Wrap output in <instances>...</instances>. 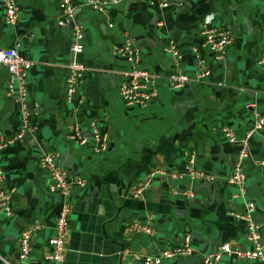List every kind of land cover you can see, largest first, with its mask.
Returning a JSON list of instances; mask_svg holds the SVG:
<instances>
[{"label": "crops", "instance_id": "crops-1", "mask_svg": "<svg viewBox=\"0 0 264 264\" xmlns=\"http://www.w3.org/2000/svg\"><path fill=\"white\" fill-rule=\"evenodd\" d=\"M19 20L9 24L0 6V47L18 45L32 60L26 89L32 111V130L1 153L4 185L13 190L12 214L0 215V264H140L135 255L156 254L191 236L192 252L160 264H199L223 241L239 249L250 244L245 225L230 212H242L248 200L256 204L254 219L264 247V128L249 139L250 158L243 161L246 196L227 182L239 145L222 133L230 127L244 137L256 114L264 116V0H172L157 8L141 0H120L97 11L73 0V16L66 26L57 23L61 0H15ZM206 20L228 29L231 43L224 59L201 49V26ZM82 26L83 50H71L70 31ZM132 38L140 66L155 76L157 96L147 105L128 108L119 83L130 62L115 50ZM174 41L181 53L179 66L164 51ZM195 46L205 55L209 75L200 82L174 90L167 77L175 71L192 74L197 64ZM75 61L85 75L72 103L66 101L64 78ZM11 83L0 65V137L19 129L20 109L9 97ZM181 91V92H180ZM79 123L84 145L69 139ZM106 135L107 150L97 151L92 125ZM44 152L72 181L69 193V235L61 262L47 258V239L53 233L62 197L49 191L48 171L39 164ZM193 166L212 181L176 178ZM160 170L164 173H151ZM84 179L85 184L76 183ZM139 196L135 187L144 184ZM137 221L149 223L153 235L127 232ZM42 227L31 241L30 256L21 260L17 240L32 224ZM220 264H263L223 257Z\"/></svg>", "mask_w": 264, "mask_h": 264}, {"label": "built area", "instance_id": "built-area-1", "mask_svg": "<svg viewBox=\"0 0 264 264\" xmlns=\"http://www.w3.org/2000/svg\"><path fill=\"white\" fill-rule=\"evenodd\" d=\"M82 3L89 5L92 9L97 11L104 10L108 5L118 3L120 0H79ZM154 5L157 8H167L172 0H141ZM0 6L3 9L4 19L9 24H15L19 20V10L15 0H0ZM73 0H61L59 5V14L57 23L64 27L69 19L73 16ZM201 49L206 53H210L215 59H224L226 48L231 43V33L228 29L214 26L210 24V20H206L202 24L201 30ZM84 38V31L82 26L75 25L70 31L71 50L74 54L80 53L83 50L82 41ZM18 45L10 48L0 47V65L5 67L9 73L11 83L8 86L7 97L16 103L20 109L22 121L20 129L9 138L0 137V215L7 217L12 214V195L13 190L8 189L4 185V172L1 161L2 150L18 140L26 137L31 132L32 128V111L29 108V95L26 89V71L33 65L32 60L23 57L18 52ZM192 53L197 62L192 74L186 72L175 71L167 77L168 85L171 89H183L187 83L200 82L205 79L210 71L207 69L205 63V55L201 50L195 46L192 48ZM164 51L173 59V64L179 66L181 53L174 41H169L168 45L164 47ZM117 56L124 57L130 62V69L124 73L125 78L119 83L118 91L123 101V104L128 108L141 107L147 105L157 96V89L155 87V76L145 71L140 66V54L137 46L132 38L127 37L121 47L115 50ZM259 65H264V50L258 59ZM67 74L64 78L65 97L68 103H71L74 109L78 108V103H72L73 96L77 92L80 83L85 75V67L75 61H72L67 66ZM93 137L92 140L97 151L104 153L107 150L106 135L100 133L95 125H92ZM264 128V116L256 114L253 122L250 124L245 135L241 139H236L233 130L230 127H224L222 133L228 142L239 145L237 151V159L234 164L227 182L238 190L240 197L246 196V175L244 171L243 161L250 158L249 139L256 132ZM69 139L78 145H84L88 142L86 137L82 135L79 123L75 122L70 128ZM41 167L48 171L49 175V191L61 195V208L55 217V224L53 233L47 239V245L51 252L47 258L54 262H61L67 250V241L69 235V193L72 185L69 173L57 165L53 153L44 152L39 159ZM194 159L191 156L186 171L182 173H172L176 178H190L191 180H206L212 181L213 177L207 175L202 170L196 169L194 166ZM255 165L264 168V159L254 162ZM163 171L156 170L151 173L162 174ZM77 184H85L84 179H78ZM146 183L141 184L133 189V195L139 196L145 188ZM256 204L247 200L243 211L230 212L229 214L240 220L245 225V238L250 246L247 249H239L233 241H223L216 248L206 254L199 264H220L223 257H232L238 260L251 261L256 260L264 264V247L262 244L261 235L259 233V225L254 219L256 212ZM42 225L32 224L22 230L17 240V253L21 260H25L31 253V241L35 232L39 231ZM127 232L144 233L153 235V231L149 227V223L137 221L127 227ZM192 252L191 236L185 235L178 245L167 246L158 253L135 255L134 258L140 264H160L163 260L175 258L182 255H187Z\"/></svg>", "mask_w": 264, "mask_h": 264}, {"label": "water", "instance_id": "water-1", "mask_svg": "<svg viewBox=\"0 0 264 264\" xmlns=\"http://www.w3.org/2000/svg\"><path fill=\"white\" fill-rule=\"evenodd\" d=\"M181 92V91H180Z\"/></svg>", "mask_w": 264, "mask_h": 264}]
</instances>
